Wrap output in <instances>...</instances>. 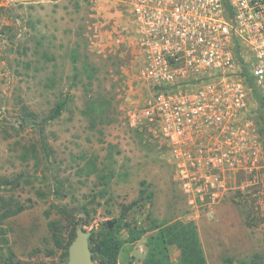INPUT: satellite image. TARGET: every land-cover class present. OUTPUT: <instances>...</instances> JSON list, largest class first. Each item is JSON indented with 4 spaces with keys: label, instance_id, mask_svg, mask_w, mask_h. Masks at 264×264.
I'll list each match as a JSON object with an SVG mask.
<instances>
[{
    "label": "rangeland",
    "instance_id": "obj_1",
    "mask_svg": "<svg viewBox=\"0 0 264 264\" xmlns=\"http://www.w3.org/2000/svg\"><path fill=\"white\" fill-rule=\"evenodd\" d=\"M131 22L123 0H0V178L18 182L0 194L27 207L0 220L15 260L62 263L50 223L66 227L58 207H67L89 233L108 221L143 231L193 221L208 264H264V124L254 94L264 89L253 84L256 159L210 192L213 172L183 174L145 116L155 90L140 79ZM61 103L62 116L43 123ZM148 237L125 245L119 264H143ZM9 257L0 251L1 264Z\"/></svg>",
    "mask_w": 264,
    "mask_h": 264
},
{
    "label": "built area",
    "instance_id": "obj_2",
    "mask_svg": "<svg viewBox=\"0 0 264 264\" xmlns=\"http://www.w3.org/2000/svg\"><path fill=\"white\" fill-rule=\"evenodd\" d=\"M123 4L140 79L155 90L146 118L158 124L183 174L213 172L206 185L212 192L220 180L221 188L222 174L256 159L249 80L264 89V0Z\"/></svg>",
    "mask_w": 264,
    "mask_h": 264
},
{
    "label": "trees",
    "instance_id": "obj_3",
    "mask_svg": "<svg viewBox=\"0 0 264 264\" xmlns=\"http://www.w3.org/2000/svg\"><path fill=\"white\" fill-rule=\"evenodd\" d=\"M249 85L255 89L251 79ZM254 94L260 107L264 108V96L257 90ZM64 111V103L56 105L50 115L43 120V123H49L60 118ZM28 116L35 117L34 114ZM104 179V185H108L110 177L107 176ZM17 184L16 179L0 178V189L4 188L6 192H9V189L17 186ZM56 195H59V192ZM58 208L66 218L67 225L64 227L59 222H51L50 227L55 247L62 253L61 264H64L68 260L69 247L76 238L78 228L82 225L85 228L88 222L79 218L75 211L69 210L67 207ZM26 209L27 207L17 201L13 195L0 194L1 221L18 216ZM114 222L115 226L112 229H109L105 223L99 230L93 229L90 232V250L93 260L98 264H119V257L124 246L140 241L146 234H149L146 243L148 252L143 264H208L197 226L193 221H175L163 224L152 222L150 229L146 231L132 227L122 220ZM124 230L128 231V238L126 239L121 238ZM172 248H177L180 252L178 262H174L171 258ZM3 249L8 250L10 255V261L7 264H24L15 260L16 256L10 247L7 232L3 227H0V251Z\"/></svg>",
    "mask_w": 264,
    "mask_h": 264
},
{
    "label": "water",
    "instance_id": "obj_4",
    "mask_svg": "<svg viewBox=\"0 0 264 264\" xmlns=\"http://www.w3.org/2000/svg\"><path fill=\"white\" fill-rule=\"evenodd\" d=\"M260 115L264 124V108L261 107ZM109 229L115 226V222L108 221ZM90 233L85 231L84 225L77 230L76 238L69 247V257L64 264H98L93 260L89 244Z\"/></svg>",
    "mask_w": 264,
    "mask_h": 264
}]
</instances>
